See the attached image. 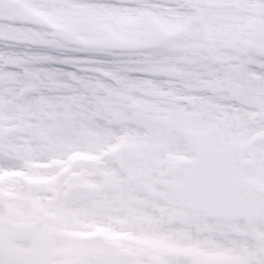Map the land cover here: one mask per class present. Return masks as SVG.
I'll use <instances>...</instances> for the list:
<instances>
[{"label": "snow or ice", "instance_id": "6c2138e0", "mask_svg": "<svg viewBox=\"0 0 264 264\" xmlns=\"http://www.w3.org/2000/svg\"><path fill=\"white\" fill-rule=\"evenodd\" d=\"M0 264H264V0H0Z\"/></svg>", "mask_w": 264, "mask_h": 264}]
</instances>
